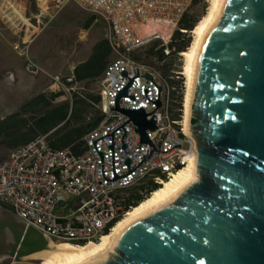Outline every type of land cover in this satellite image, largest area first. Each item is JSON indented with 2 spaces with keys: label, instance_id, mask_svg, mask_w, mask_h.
Instances as JSON below:
<instances>
[{
  "label": "water",
  "instance_id": "1",
  "mask_svg": "<svg viewBox=\"0 0 264 264\" xmlns=\"http://www.w3.org/2000/svg\"><path fill=\"white\" fill-rule=\"evenodd\" d=\"M125 94L115 111L154 146L147 131L157 130L156 115L120 107ZM184 134L196 151V181L80 264H264V0H226L207 27L192 63ZM54 243L0 205V264L40 260Z\"/></svg>",
  "mask_w": 264,
  "mask_h": 264
},
{
  "label": "built area",
  "instance_id": "2",
  "mask_svg": "<svg viewBox=\"0 0 264 264\" xmlns=\"http://www.w3.org/2000/svg\"><path fill=\"white\" fill-rule=\"evenodd\" d=\"M195 1L206 2L49 0L56 12L75 3L106 23L113 59L102 80L105 120L86 136V150L81 154L53 148L47 135H39L11 150L0 162V205L56 243L82 246L98 242L106 230L113 229V223L127 214V190L144 183L162 186L191 165L196 151L192 149L193 141L184 134V99L183 109H177L179 118L172 116L176 88L171 81L182 80L184 75L174 72L167 77L154 66L137 60L133 53L158 44L165 55H171L174 34ZM28 11L24 0H0V22L13 29L32 26V19L40 23L45 16L41 11L29 18ZM191 36L194 38L193 31ZM147 73L152 80L145 77ZM73 80V76L55 75L51 77V87L71 93L76 90L71 85ZM124 90L120 107L145 109L156 115L157 130L147 131L154 146L142 144L129 118L115 111ZM3 264H44V261L10 260Z\"/></svg>",
  "mask_w": 264,
  "mask_h": 264
},
{
  "label": "trees",
  "instance_id": "3",
  "mask_svg": "<svg viewBox=\"0 0 264 264\" xmlns=\"http://www.w3.org/2000/svg\"><path fill=\"white\" fill-rule=\"evenodd\" d=\"M200 5V1H195L180 21L170 44V48H173L171 55H165L164 48L157 50V44L148 49V55L155 56L156 64L167 62L170 57L189 49L193 41L191 31L206 14V10L201 13L196 11ZM92 19L94 20L95 16L91 17ZM136 52L133 56L140 61ZM112 59V49L107 38H101L94 44L89 57L77 63L73 69L74 80L71 85L76 88L74 92L68 95L63 88L56 92H40L23 103L18 111L4 116L0 120V161L4 160L11 150L31 142L39 135H47L55 149H69L75 154L85 152L86 136L105 120L102 111V89L99 88L96 95L89 94V86L92 83H102L104 72ZM171 83L176 88L173 92L175 101L172 116L178 119L181 114L177 109H183L185 84L183 80H172ZM161 187L144 183L127 190L128 211L140 205ZM145 188L146 192H142ZM119 221L113 223L111 228ZM109 233L108 229L104 235Z\"/></svg>",
  "mask_w": 264,
  "mask_h": 264
},
{
  "label": "rangeland",
  "instance_id": "4",
  "mask_svg": "<svg viewBox=\"0 0 264 264\" xmlns=\"http://www.w3.org/2000/svg\"><path fill=\"white\" fill-rule=\"evenodd\" d=\"M24 1L29 6L27 17L33 18L41 11L45 16L41 18L40 23L32 19V26L19 28L20 30L0 23L3 29V76L7 83L2 92L3 105L0 112L3 116L18 111L23 103L40 92L59 91L51 87V77L68 75L77 63L89 57L94 44L107 35L103 18L75 3L56 12L49 0ZM210 3V0H206L196 11L207 12ZM93 16L95 22L85 29L87 21ZM16 46H19V49H15ZM158 46L157 44V50ZM148 49L149 47H146L136 52L142 63L154 66L167 77L173 76L174 72L183 71V56H173L166 62L167 65L163 66L162 63H155V56H149ZM9 72L18 75L16 81L12 80ZM182 80L186 83L185 76ZM89 87V94L96 95L99 88L103 90L102 83H92ZM67 94L70 95L69 92Z\"/></svg>",
  "mask_w": 264,
  "mask_h": 264
},
{
  "label": "bare ground",
  "instance_id": "5",
  "mask_svg": "<svg viewBox=\"0 0 264 264\" xmlns=\"http://www.w3.org/2000/svg\"><path fill=\"white\" fill-rule=\"evenodd\" d=\"M210 6L207 9L206 14L199 21L195 29L193 30V41L189 49L183 53V71L182 74L186 78L185 83V98L183 111V122L186 112V97L188 88L190 86L192 63L196 49L199 47L201 38L205 33L207 27L212 22L216 13L223 8L226 0H210ZM196 181V176L192 172V166L180 170L174 174L173 177L165 181L162 187L151 194L149 198L143 201L137 207L131 209L127 214L113 227L109 234L103 235L98 242H90L82 246H75L69 243H54L56 249L45 254L40 255L37 259L43 260L44 264H61L65 261L70 264H80L85 262L90 255H96L98 253L109 250L116 239L118 238L121 230L125 228L135 219L145 216L148 213L154 211L157 208L165 205L174 196L182 193L189 185Z\"/></svg>",
  "mask_w": 264,
  "mask_h": 264
},
{
  "label": "crops",
  "instance_id": "6",
  "mask_svg": "<svg viewBox=\"0 0 264 264\" xmlns=\"http://www.w3.org/2000/svg\"><path fill=\"white\" fill-rule=\"evenodd\" d=\"M1 23V22H0ZM1 25V24H0ZM3 29H2V27L0 26V109H2V103H3V101H2V92H3V87L5 86V85H7V83H5V80H4V76H3V70H4V67H3V56H2V51H1V47H2V43H3V31H2ZM154 45V44H153ZM152 45V46H153ZM149 48H151V46L149 47ZM77 65V64H76ZM75 65V66H76ZM75 66L70 70V72L68 73V75H66V76H72V73H73V69L75 68ZM11 75H12V80L13 81H16V76L18 77V75H16V74H14L13 72H9ZM18 74H20V72L18 71ZM10 75V76H11ZM71 94V93H70ZM3 115H2V113L0 112V120H2L3 119ZM52 146V145H51ZM10 153V152H9ZM8 153V154H9ZM8 156V155H7ZM7 158V157H6ZM5 158V159H6ZM4 159V160H5ZM3 161V160H2ZM1 162V161H0Z\"/></svg>",
  "mask_w": 264,
  "mask_h": 264
},
{
  "label": "flooded vegetation",
  "instance_id": "7",
  "mask_svg": "<svg viewBox=\"0 0 264 264\" xmlns=\"http://www.w3.org/2000/svg\"><path fill=\"white\" fill-rule=\"evenodd\" d=\"M170 58H171V57H170ZM170 58H169V59H170ZM169 59H168V60H169ZM168 60H167V61H168ZM162 64H163V66H164V65H166V62H163Z\"/></svg>",
  "mask_w": 264,
  "mask_h": 264
}]
</instances>
